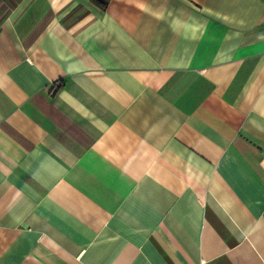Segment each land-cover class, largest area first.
Masks as SVG:
<instances>
[{"label": "crops", "instance_id": "0c3cea01", "mask_svg": "<svg viewBox=\"0 0 264 264\" xmlns=\"http://www.w3.org/2000/svg\"><path fill=\"white\" fill-rule=\"evenodd\" d=\"M0 264H264V0H0Z\"/></svg>", "mask_w": 264, "mask_h": 264}]
</instances>
